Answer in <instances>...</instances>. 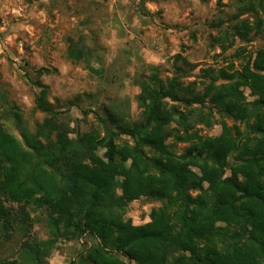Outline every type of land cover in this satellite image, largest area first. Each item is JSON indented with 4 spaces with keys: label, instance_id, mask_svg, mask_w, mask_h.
<instances>
[{
    "label": "trees",
    "instance_id": "16d2710c",
    "mask_svg": "<svg viewBox=\"0 0 264 264\" xmlns=\"http://www.w3.org/2000/svg\"><path fill=\"white\" fill-rule=\"evenodd\" d=\"M252 1L244 11H264V0ZM261 26L245 19L236 29L250 40ZM205 74L202 92L177 76L164 82L154 74L138 97L142 119L108 116L103 135L71 137L69 120L41 83L35 108L46 117L33 131L11 107L22 142L0 122V237L16 233L23 242L18 258L0 256V264H48L58 239L85 235L97 243L77 264H264V48L239 70ZM214 110L244 130L223 124L217 137L200 135L195 125L210 127ZM180 142L188 143L181 153ZM142 196L163 205L134 226L126 207ZM29 208L46 214L49 239L31 236Z\"/></svg>",
    "mask_w": 264,
    "mask_h": 264
},
{
    "label": "rangeland",
    "instance_id": "374dc122",
    "mask_svg": "<svg viewBox=\"0 0 264 264\" xmlns=\"http://www.w3.org/2000/svg\"><path fill=\"white\" fill-rule=\"evenodd\" d=\"M251 2L0 0V122L22 142L9 110L16 108L33 131L46 117L35 108L39 83L48 87L46 99L69 120L71 137L89 132L103 135L102 120L108 116L139 122L141 86L152 84L154 74L164 82L177 76L184 85L194 83L202 92L210 81L207 71L229 65L239 70L250 54L264 48V31H253L250 40H245L236 29L245 19L250 25L261 22L264 28L262 9L244 11ZM71 49L79 50V57H70ZM244 92L248 100L255 98L248 88ZM213 113L210 127L195 125L200 135L217 137L223 124L244 130L242 123L216 110ZM121 138L131 141L125 135ZM173 142L170 138L169 143ZM187 146L180 142L175 150L181 153ZM103 153L98 149V155ZM162 205V201L142 196L128 203L125 218L134 226L144 225L150 222L152 210ZM29 209L31 236L39 241L49 239L46 214ZM22 242L16 233L7 239L0 237V256L18 258ZM96 243L90 235L60 238L46 261L77 264L85 248Z\"/></svg>",
    "mask_w": 264,
    "mask_h": 264
}]
</instances>
